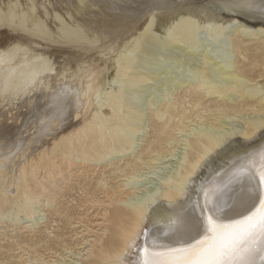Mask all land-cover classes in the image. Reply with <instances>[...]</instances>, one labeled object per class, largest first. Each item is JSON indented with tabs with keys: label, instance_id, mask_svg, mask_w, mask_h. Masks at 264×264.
Wrapping results in <instances>:
<instances>
[{
	"label": "bare ground",
	"instance_id": "1",
	"mask_svg": "<svg viewBox=\"0 0 264 264\" xmlns=\"http://www.w3.org/2000/svg\"><path fill=\"white\" fill-rule=\"evenodd\" d=\"M1 1L4 2V0ZM246 2L253 4L247 6L249 8L244 10L234 8L232 12L228 10L222 13L219 16V22L216 24L220 30L226 29L228 26L237 27L236 30L231 31L232 33L230 32L231 49L238 57L234 62V67L228 69L219 64L212 67L209 66L210 62L208 60H204L201 65V72L204 75H211V70H216L222 73L225 83H210L206 79L200 78L186 85L180 84L181 92L176 93L171 102H165L159 109L152 110L149 117L152 129L151 135L147 137L142 149L128 151L134 141L130 139L131 136L128 137L126 131H136L137 122L119 114L121 108L119 93L110 94L109 103L107 104L109 110L106 113L101 111V104L98 107L94 105L93 101L101 89L100 85L103 78L101 75L106 68L105 63L94 62L95 58L91 66L85 69L84 77L82 78L80 75L81 80L85 78L86 82L85 88L82 89L79 97L80 101L83 102V109L81 112L79 110L81 115V121H78L79 125L57 136L49 150H40L35 157L27 163H23L18 168L19 175L17 178H13L12 181L6 183L0 172V215L16 205L20 212L29 217L32 214L33 204L40 198H44L45 203H43L52 208L54 214L60 216L62 214L67 217L68 213L64 208L60 210L57 206V200L65 195L64 189L71 185L74 176L75 178L86 176L88 172L95 170L94 168L99 163V159L116 153L118 158H115L116 161L111 160L108 162L110 167L107 174L99 171L94 182L84 183L88 186L92 184L91 187H86L84 190V202L91 203V207L95 211V217L84 227V233L81 232L83 235L80 240H82L83 245L79 251L80 262H76L77 264H138L141 256L139 249L140 247L143 248L145 244L143 235L145 230L148 233L147 243L151 245L155 241L158 246L155 250L159 251L162 247L175 246L177 236L170 233L166 226L177 217H186L191 221L201 215L204 201L200 190L208 192L209 206L214 208L227 207L232 209L234 207L239 208L241 205L248 207L253 203H258L256 201L258 193L257 180L253 177L250 169L240 167L241 161L239 158L245 154L254 153L258 160L259 149L264 147V83L258 84L255 77L259 75L252 72L253 66L258 64L264 66V0H231L225 3L224 6L227 10L232 5L240 7ZM9 5L10 7L5 8L6 10L2 9L3 6L0 8V25H6L11 30L21 29V31L28 26L25 29L28 35L45 37L42 23L33 12V15L26 16L24 12H18L15 2ZM28 9L30 8L28 7ZM143 25L141 35H146L147 42H154V37L148 33L151 29L150 18ZM193 27L192 16L183 11L176 15V21L170 23L168 35L170 37L174 35L185 44H188L193 40L191 34ZM78 28L79 26L76 27V29ZM46 30L49 31L48 28ZM62 31L70 39L77 38L79 34L67 28H63ZM61 35L63 34L61 33ZM255 39H257L256 42L251 44L250 42ZM70 41L71 43L74 42ZM85 42L89 43L88 41ZM22 44H19L18 40L10 38L0 48L1 91L8 89L27 90L29 87L37 86L40 82V85L42 84L40 79L46 74L45 66L39 67L37 70L33 69L31 72L22 68L13 70L12 61L16 59L22 50L24 52L27 49L25 46L22 47ZM69 45L71 44L69 43ZM74 45L71 47H74ZM78 45L79 43L76 44V46ZM97 48L95 49L97 50ZM87 51L90 50L87 49ZM98 51L100 50L98 49ZM118 57L120 59L117 66L113 67L115 76L126 77L133 82L146 80L144 74L135 71L129 72L131 64L128 57L122 55ZM47 60L44 59L43 61L47 62ZM96 61L98 60L96 59ZM79 74L81 73L79 72ZM76 86L79 87L77 84ZM81 86L83 87V85ZM203 93L220 97L222 103L213 105L214 111L218 114L251 112L254 115L243 119L238 129L226 128L228 131L221 130L223 134L220 133L219 129L212 130L210 128L198 129V131L192 133L186 139L179 170L171 180L172 184L168 185L166 183L165 187L153 196L150 194L147 198L137 197L134 184H132L133 181L130 183L131 180L137 178L138 181L143 175L154 172L153 165L158 163L157 157L161 159L160 162H166L170 159L168 157L173 155L172 144L177 142V138L174 137L172 132L175 129L183 131L186 124H188L184 121L188 117L185 114L187 110L183 107L184 101L188 98L186 101L191 103L192 106L200 105ZM18 95L20 94L18 93ZM94 95L96 96L93 100L92 96ZM105 101L107 102L106 99ZM260 111H262V114H259ZM195 118L201 123L209 121L202 114L196 115ZM209 123L211 124V122ZM146 168L149 170L141 171ZM112 175H119L123 178L113 185L107 181V178ZM11 186L15 188L14 194L9 191ZM96 190L102 193L101 197L98 196ZM155 199L159 201L153 204ZM231 216V211L225 213V222H229ZM196 232L197 229L189 228L183 234L188 237L196 235ZM37 243L48 244V240L45 239V236H42L38 241L33 242V244ZM36 255H39L36 259L37 264L59 263H57V260L46 259L45 256L40 257V253Z\"/></svg>",
	"mask_w": 264,
	"mask_h": 264
},
{
	"label": "rangeland",
	"instance_id": "2",
	"mask_svg": "<svg viewBox=\"0 0 264 264\" xmlns=\"http://www.w3.org/2000/svg\"><path fill=\"white\" fill-rule=\"evenodd\" d=\"M230 1L4 0L3 2L0 0V8L3 6L2 9L4 10L10 7L9 4L15 2L18 12L22 11L26 16L34 13L42 23L43 34L45 35V37L28 35L25 30L28 26L21 31V29L11 30L6 25H0V48L10 38L18 40L19 44L23 43L22 47H27L26 51L23 52L22 50L16 59L12 61L13 70L22 68L31 72L33 69L37 70L39 67H46V74L40 79L45 87H41L43 85H40V82L37 86L29 87L27 90L24 89L25 91L18 89L0 90V172L4 181L7 183V181H12L13 178H17L19 175L18 168L23 163H27V161L35 157L40 150H49L57 136L79 125L78 123L81 121L79 113L83 109V102L80 101L79 97L82 89L85 88L86 82L85 78L81 80V76L82 78L84 77L85 69L91 66L95 58L98 61L95 59L94 62L105 63L106 68L101 75L103 78L100 85V93L98 92L97 96H92L93 100L95 96V100H97L93 101L94 105L98 107L101 104V111L106 113L109 110L107 105L109 97L119 93L121 102L119 114L137 122L136 129L138 131H126L128 137L131 136L130 139L135 142V144L133 142L132 147L128 151L143 148L147 137L151 135L152 129L149 117L152 110L159 109L165 102H171L175 98V94L181 92L180 84L186 85L200 78H204L210 83H225L222 73L211 70V75H204L201 72V65L204 60H208L210 62L209 66L212 67L215 64L225 66L228 69L234 67V62L238 57L232 51L230 43L231 31L236 30L237 27L228 26L226 29L220 30L216 24L219 22V16L222 13L228 10L232 12L234 8L244 10L253 3L246 2L240 7L232 5L225 10L224 4ZM183 11H186L193 18L194 27L191 30L193 40L188 44H185L174 35L172 37L168 35L170 23L172 24L176 21V15ZM149 18L151 20V31L149 30L148 33L154 37L156 42H147L146 35H141L143 23ZM77 26H79L78 29H76ZM47 28L49 31L46 30ZM63 28L73 30L77 34L79 33L78 36H80L70 39L63 33ZM53 36H56V38L54 39ZM70 40L75 43H71ZM256 40L250 43L253 44ZM78 43L79 45L76 46ZM73 45L74 47H71ZM87 49L90 51L88 52ZM80 52L81 55H84L82 56L83 58ZM121 55L129 58L131 64L129 72L135 71L144 74L146 80L133 82L126 77L115 76L113 67L117 66V62L120 59L118 56ZM44 59H48L47 62H44ZM252 72L259 75L255 77L258 84L264 83V66L255 65L252 68ZM80 85H83V87H80ZM203 98L200 100L201 104L197 106L187 103L186 100L188 98L184 101L183 107L187 110L185 114L188 116L184 121L188 124H186L183 131L175 129L172 132L174 137L177 138V142L172 144L173 155L168 157L170 159L166 162H160L161 159L157 157L158 163L153 165L154 172L143 175L138 181L137 178L131 180L130 183L133 181L132 184H134L137 197L147 198L150 194L153 196L159 190H162L166 183L168 185L172 184L171 180L179 170L186 139L192 133L198 131V129L210 128L212 130L219 129L220 133L223 134L221 130L228 131L226 128L238 129L243 119L254 115L251 112H242L241 114L230 112L227 115H221L214 111L213 106L222 103L220 97L203 93ZM131 109L133 110L131 111ZM195 109L197 110L195 111ZM199 114L206 116L209 121H204L203 123L197 121L195 117ZM259 114H262V111ZM138 119H140L139 122ZM138 123L141 124L138 125ZM219 123L222 125L220 126ZM112 155L99 159L100 161L96 165L97 168L95 167L94 171L88 172L86 176L81 178H75L74 176L71 185L64 189L65 195L57 200V206L60 210L64 208L68 213L67 217L62 214L61 216L54 214L53 209L44 204V198H40L33 204L32 214L29 217L20 212L16 205L3 212L0 215V264H37L38 261L36 259L39 257V255H36L37 253H40V257L45 256L46 259L57 260L58 264L79 263V251L83 245L82 240H80L84 233L83 229L95 217V211L91 207V203L88 201L84 202V190L86 187H91L92 184L88 186L84 183L94 182L95 176L98 175L99 171L107 174L110 167L108 162L111 160L116 161L118 158L117 153ZM148 170L146 168L141 171ZM121 178L123 177L112 175L107 178V181L114 185ZM10 188V193L14 194L15 188L13 186ZM96 193L98 196H102L99 190H96ZM155 200L153 204L159 201ZM42 236H45L48 244H33L34 241H38Z\"/></svg>",
	"mask_w": 264,
	"mask_h": 264
},
{
	"label": "snow or ice",
	"instance_id": "3",
	"mask_svg": "<svg viewBox=\"0 0 264 264\" xmlns=\"http://www.w3.org/2000/svg\"><path fill=\"white\" fill-rule=\"evenodd\" d=\"M239 159L240 167L250 169L257 180L258 203L214 208L209 206L208 192L200 190L204 201L201 215L191 221L186 217L172 220L166 227L177 236L175 246L159 251L155 241L147 243L145 230L138 264H264V147L259 149L258 160L254 153ZM229 211L232 216L225 222ZM189 228L197 229L196 235L186 237L183 233Z\"/></svg>",
	"mask_w": 264,
	"mask_h": 264
},
{
	"label": "water",
	"instance_id": "4",
	"mask_svg": "<svg viewBox=\"0 0 264 264\" xmlns=\"http://www.w3.org/2000/svg\"><path fill=\"white\" fill-rule=\"evenodd\" d=\"M142 247H140V249H141ZM140 252V251H139Z\"/></svg>",
	"mask_w": 264,
	"mask_h": 264
}]
</instances>
